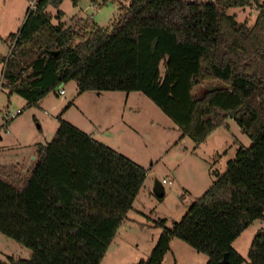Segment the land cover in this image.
I'll use <instances>...</instances> for the list:
<instances>
[{"label": "trees", "instance_id": "16d2710c", "mask_svg": "<svg viewBox=\"0 0 264 264\" xmlns=\"http://www.w3.org/2000/svg\"><path fill=\"white\" fill-rule=\"evenodd\" d=\"M62 1L37 0L8 37L0 92L27 106L69 81L78 93L140 92L196 143L233 120L251 145L239 146L180 220L171 227L154 222L159 237L138 264H161L173 238L205 254V264L244 263L232 243L264 219V1L100 0L118 3V17L110 29L91 23L82 32L61 20ZM253 5L251 23L227 13ZM48 7L57 10L56 24ZM206 82L216 86L194 92ZM145 176L142 167L58 119L52 139L36 145L30 174L0 175V233L31 251L29 259L9 260L99 264ZM247 258L264 264V229L253 236Z\"/></svg>", "mask_w": 264, "mask_h": 264}, {"label": "rangeland", "instance_id": "374dc122", "mask_svg": "<svg viewBox=\"0 0 264 264\" xmlns=\"http://www.w3.org/2000/svg\"><path fill=\"white\" fill-rule=\"evenodd\" d=\"M264 1V0H262ZM127 2V0H123ZM29 8L28 0H0V77L5 59L11 51L8 37L21 28ZM62 21L79 32L91 23L110 29L119 14L116 2L81 0L74 6L63 0L59 7ZM52 23L56 24L57 10L48 7ZM255 5L229 8L238 21L251 23ZM216 86L206 82L195 88V93ZM58 90L49 92L35 106H27L18 95L0 92V109L4 112L21 110L6 122L1 130L0 175L19 179L27 176L36 164V145L50 141L58 119L77 128L91 138L108 146L117 154L146 170L145 180L133 201L127 218L118 227L99 264H138L146 260L153 249L161 228L154 222L165 220L171 227L186 213L189 206L215 180L216 174L226 170L227 161L234 158L239 146L249 147L251 139L229 119L228 127L219 126L201 143L183 136L177 126L145 95L140 92L86 91L78 93L76 82L69 81ZM69 105V106H68ZM31 157H35L34 160ZM18 160L19 163H13ZM164 195L159 198L153 187L161 182ZM162 183V182H161ZM264 229V219L253 221L233 241V249L245 258L253 236ZM29 259L31 251L0 233V264H12L9 255ZM27 254V255H25ZM9 257V258H8ZM207 256L173 238L161 264H205Z\"/></svg>", "mask_w": 264, "mask_h": 264}, {"label": "built area", "instance_id": "2783aa9c", "mask_svg": "<svg viewBox=\"0 0 264 264\" xmlns=\"http://www.w3.org/2000/svg\"><path fill=\"white\" fill-rule=\"evenodd\" d=\"M36 1L37 0H28V2H29V8H28V10H33L34 9L35 4H36ZM64 93H65L64 89H59L58 90V94L62 95ZM20 112H21V110H19V109H16L14 112H5L4 113V116H3L4 124L6 122H8V121H11ZM1 130H3L4 132H6L7 131V128H5L4 125H3L1 127ZM161 182H162V184H165V183H167V180L166 179H162Z\"/></svg>", "mask_w": 264, "mask_h": 264}, {"label": "crops", "instance_id": "0c3cea01", "mask_svg": "<svg viewBox=\"0 0 264 264\" xmlns=\"http://www.w3.org/2000/svg\"><path fill=\"white\" fill-rule=\"evenodd\" d=\"M4 111L3 110H1L0 109V128L4 125V119H3V116H4ZM57 126H58V123L55 125V131H56V128H57ZM0 132H1V130H0ZM8 132V129H7V131L5 132V133H7ZM3 140V137H2V135L0 134V141H2ZM34 158L35 157H31V159L32 160H34ZM12 162H13V160H12ZM13 163H19V161L18 160H14V162ZM25 255H27V254H25ZM9 257L10 258H12V259H14V260H18V259H22V257H19L17 254H13V253H11L10 255H9ZM8 257V258H9Z\"/></svg>", "mask_w": 264, "mask_h": 264}, {"label": "water", "instance_id": "95a60500", "mask_svg": "<svg viewBox=\"0 0 264 264\" xmlns=\"http://www.w3.org/2000/svg\"><path fill=\"white\" fill-rule=\"evenodd\" d=\"M49 53L52 54V55H56L57 54V52H54V51H49ZM153 190H154V193H155V195L157 197H159V198L163 197L164 191H163V187H162V183L161 182L155 181ZM225 261H226V254L224 256V260H223L222 263H224ZM16 264H18V263H16Z\"/></svg>", "mask_w": 264, "mask_h": 264}]
</instances>
